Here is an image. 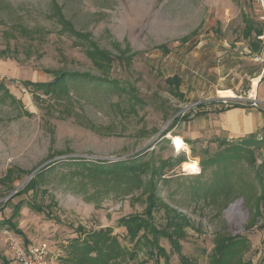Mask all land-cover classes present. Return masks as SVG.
Masks as SVG:
<instances>
[{
  "label": "rangeland",
  "instance_id": "374dc122",
  "mask_svg": "<svg viewBox=\"0 0 264 264\" xmlns=\"http://www.w3.org/2000/svg\"><path fill=\"white\" fill-rule=\"evenodd\" d=\"M246 17L263 26L258 52L244 36ZM89 43L109 54L108 72L87 56ZM0 52L1 255L10 254L3 231L17 236L6 222L20 200L44 208L38 214L24 207L12 223L33 237L30 244L48 245L49 264H71L72 240L99 231L110 230L129 247L117 222L143 213L151 169L142 183L127 185L124 173L81 166L140 159L157 172L166 164L153 181L157 197L190 224L181 242L185 256L208 264L215 237H241L248 245L243 259L262 264L264 213L256 214L255 205L264 186V133L256 144L208 137L202 116L226 91L243 107L254 98L264 108V23L252 0H0ZM52 71L93 80L69 81V97L59 99L23 84L48 83ZM171 77L180 81V99L168 92ZM107 80L128 92L99 84ZM175 136L183 146L173 144ZM219 154L226 159L210 164ZM40 171L46 174L37 189L17 196ZM154 216L164 222L162 212ZM160 245L170 264H180L166 240Z\"/></svg>",
  "mask_w": 264,
  "mask_h": 264
},
{
  "label": "trees",
  "instance_id": "16d2710c",
  "mask_svg": "<svg viewBox=\"0 0 264 264\" xmlns=\"http://www.w3.org/2000/svg\"><path fill=\"white\" fill-rule=\"evenodd\" d=\"M56 17L62 26L72 31L71 25H69L60 11H56ZM244 36L250 39V49L254 52L260 51L258 45L260 41L257 39L263 33V26L256 25L252 20L247 17L244 19ZM254 34L255 38L251 36ZM77 37H82L78 33ZM5 52H0V54ZM121 53V52H120ZM87 56L93 62V65L100 69L102 72H108L110 70V64L112 62L109 54L105 51L100 50L95 44L89 43V49ZM52 77V81L48 83H33L30 81H23L24 86L32 87L33 92L35 90H42L43 94L52 96L55 98H61L62 96L69 97V81H92V77L89 74H80L73 72L64 71H52L49 72ZM264 77H261V80ZM99 83V82H98ZM108 84L112 89L128 92L125 88H122L117 80H107L100 82L99 84ZM168 92L175 98H181L179 87L180 81L177 77H171L166 79ZM0 83V91L2 89ZM131 93V92H130ZM231 107H243L237 101H231L229 104ZM228 106V105H227ZM249 106V103H248ZM229 108V107H227ZM264 117V108H262ZM264 133V125L260 130ZM166 133L164 132L162 136ZM257 133L249 135L246 139H241L240 142L244 143H255ZM223 144L226 141L222 142ZM191 145V143H189ZM240 149V148H239ZM230 150V149H227ZM222 154V153H221ZM217 155L209 163H215L217 158L225 160L226 157L223 155ZM177 163L181 164V167L187 163L185 156H180ZM166 166L162 163V166L156 169L152 168L148 161L141 162L139 160H130V162H119L113 164L110 167H95L92 168L81 166L82 169L89 172H101L107 174H121L124 173L127 177L126 184L134 185L136 183H142L140 176L151 169V177L148 181V187L146 188L145 197V209L142 214H134L128 217L120 218L117 222L118 226L123 227L126 230L125 240L129 247L123 246L119 241L111 236L110 230L99 231L88 235V238L81 239L74 238L71 242L70 251V262L71 264H146L152 261L153 264H159L160 259L163 260V264H170V254L160 245V239H164L170 245V249L173 253L178 256L180 264H198L195 258H189L182 253L181 242L186 238L185 229L190 226L187 219L179 214H176L175 210H172L160 198L156 195V182L153 181V177L157 174L158 178L161 177V169ZM188 169V168H187ZM198 170H187V173H197ZM205 172V167H203ZM46 172L40 171L37 178L32 179L27 186H25L17 196L26 194L29 191L36 190L38 184L43 182ZM13 171H9L4 179L9 181ZM10 177V178H9ZM139 178V181L134 180ZM3 179V180H4ZM261 192L258 196L257 203L255 205L256 214L260 216L264 213V186H260ZM14 197V196H13ZM28 208L29 210L43 214L44 208L35 202H29L25 200L18 201L12 210V214L8 222V228L16 234L21 235V231L17 228V223L12 220L19 217L20 210L22 208ZM163 213V223L159 224L155 220V214ZM47 212V219H52ZM247 241L244 238L231 237V236H217L213 240V248L211 254L208 257V264H251V261H245L243 259L244 252L247 251ZM2 264H9V262L3 256H0ZM264 264V260L262 262Z\"/></svg>",
  "mask_w": 264,
  "mask_h": 264
},
{
  "label": "crops",
  "instance_id": "0c3cea01",
  "mask_svg": "<svg viewBox=\"0 0 264 264\" xmlns=\"http://www.w3.org/2000/svg\"><path fill=\"white\" fill-rule=\"evenodd\" d=\"M211 105L214 106V110L208 114L202 115L204 116V119L207 120V123L204 124V127L208 128L205 132V135L208 137L214 136L217 138L224 137L230 140H241L251 134L259 132L264 125V117L261 111L262 108H254L250 106H223L217 100L213 101ZM18 229L21 231V235L15 233L17 237L22 238L26 245L33 243V237L27 235L26 230H21L19 227ZM5 255L7 258L0 254V256L6 258L7 261L10 259L11 262L8 261L9 264H15L10 254L5 253ZM0 264H2L1 259Z\"/></svg>",
  "mask_w": 264,
  "mask_h": 264
},
{
  "label": "built area",
  "instance_id": "2783aa9c",
  "mask_svg": "<svg viewBox=\"0 0 264 264\" xmlns=\"http://www.w3.org/2000/svg\"><path fill=\"white\" fill-rule=\"evenodd\" d=\"M252 3L256 14L262 18L264 23V0H252ZM231 99L236 98L221 97L216 100L223 106H227L232 101ZM248 102L250 107L258 108L254 98H250ZM3 236H5L6 245L15 264H49V248L45 242L26 245L22 238L13 235L7 230L3 231Z\"/></svg>",
  "mask_w": 264,
  "mask_h": 264
},
{
  "label": "bare ground",
  "instance_id": "6f19581e",
  "mask_svg": "<svg viewBox=\"0 0 264 264\" xmlns=\"http://www.w3.org/2000/svg\"><path fill=\"white\" fill-rule=\"evenodd\" d=\"M222 93H223V96H221L222 98H236L235 95H233L229 91L222 92ZM172 142L177 147L183 146V144H184L183 141H182V139L180 137H178V136L172 137ZM187 166L189 168L196 167V166H194V163L193 164H188Z\"/></svg>",
  "mask_w": 264,
  "mask_h": 264
}]
</instances>
